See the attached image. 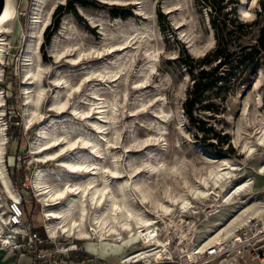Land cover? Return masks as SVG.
<instances>
[{
  "label": "rangeland",
  "instance_id": "obj_1",
  "mask_svg": "<svg viewBox=\"0 0 264 264\" xmlns=\"http://www.w3.org/2000/svg\"><path fill=\"white\" fill-rule=\"evenodd\" d=\"M52 2L15 0V17L11 30L5 33L6 45L0 64L2 117L7 125L4 162L14 186L27 184L23 190L31 199L27 200L26 220L34 221L41 216L33 213L42 208L31 186L34 170L61 168L53 160L46 163L35 160L38 153L32 152V142L45 139L38 130L49 128L46 138L59 135L64 129L68 137L77 138L81 134L94 137L92 120L100 119L95 107L92 115L86 117L74 115L72 108L81 111L90 105L93 107L97 98L113 100L116 104L110 132L119 137L121 144H130L131 148L128 154L123 147H116L121 158L139 160L148 152H159L172 163L176 156L185 157L189 176L194 179L196 172L204 171L208 164L204 156L213 160L231 157L242 167L233 171V181L250 176L254 192L264 187V172L258 173L256 169L264 164V143L250 154L239 152L238 147L246 138L254 139L260 118L264 122V60L259 53V61L251 69L244 67L243 74L232 67L236 59L243 60L256 44L258 30L264 25V0H60L53 6ZM38 4L40 18L49 15L45 25L49 27L42 29L40 42L35 45L36 36L30 32L33 11ZM59 4L62 7L58 11ZM128 9L132 14H122ZM222 17L236 19L245 27L238 29L228 22L223 27ZM55 18L58 24L52 29ZM135 27L147 29L151 37L148 45L154 47H144L145 41L137 47H107L121 39L123 31L132 32ZM216 31H222L224 38L218 40ZM49 32L48 42L42 44ZM216 47L222 51L218 79L191 107L192 118L201 120L198 129L185 112L193 79L180 57L183 52L194 60L204 56L208 62L201 66L208 67L219 60L214 52ZM153 48L157 50L155 58L146 54ZM78 50H82L80 58L71 63V57ZM26 60L33 66L39 63L44 67L40 82H34L31 87L34 94L32 88L42 86L44 96L30 125L25 124L30 110L26 111L22 77ZM149 61L153 63L152 70L148 67ZM120 63L123 65L115 80H110L106 72ZM226 72L230 78L223 81L220 78ZM56 79L60 80L59 84ZM62 80L74 85L68 96L65 94L69 85ZM56 95L66 101L63 112L49 107ZM29 106L35 107L32 103ZM162 142L165 148L161 147ZM147 208L151 209L149 204ZM220 211L222 216H229L233 209L227 207ZM34 227L43 231L39 221ZM128 245L134 246V242Z\"/></svg>",
  "mask_w": 264,
  "mask_h": 264
},
{
  "label": "bare ground",
  "instance_id": "obj_2",
  "mask_svg": "<svg viewBox=\"0 0 264 264\" xmlns=\"http://www.w3.org/2000/svg\"><path fill=\"white\" fill-rule=\"evenodd\" d=\"M57 2L60 0H53L52 6ZM39 8V4L34 8L30 32L31 36L32 34L36 36L35 45L40 42L42 29L49 18L47 15L41 19ZM15 10V0H4L0 13V64L3 62L6 45L5 33L11 30ZM92 18L91 21L95 22ZM146 30L135 27L132 32L123 31L121 39L107 47L118 49L137 47L141 41L146 42L144 47H154L148 45L151 37ZM156 52L157 50L153 48L152 51H146V54L155 58ZM36 53L37 58H40L39 52ZM81 53L82 50H78L77 55L71 57L70 62L75 63ZM29 61L26 60L22 76L25 80L24 100L28 106L26 111L30 110V113H26L25 116L26 125L33 122L34 116L39 112L37 111L38 105L44 96L42 86L32 88L34 94L31 92L34 82H40L44 67L39 63L33 66ZM149 63L148 67L152 70L153 63L150 61ZM122 65L120 63L106 72L110 80H115ZM56 82L59 84L60 80L56 79ZM63 82L69 85L66 80ZM73 89L74 85H69L65 96H68ZM112 101L97 98L93 107L90 105L81 111L72 108L73 114L78 113L79 116L86 117L89 114L92 115V108L95 107L97 117L100 119L92 120V126L96 131L94 137L86 136L88 134H81L77 138L68 137V132L64 129L61 134L46 138L49 128L45 129L43 126L44 128L38 130V134L45 139L42 141L35 139L32 142V152L38 153L35 157L36 161L46 163L53 160L59 168L61 166L58 171L37 167L31 179L34 194L38 196L37 199L42 205V213L51 228H57L65 232L67 236L74 238H87L90 242H93L89 239L93 234L98 240L94 243L100 247L104 242L107 246H112L111 241L117 243L124 250L117 260L116 264H118L121 258L127 255L126 247L133 248L137 245L139 238L135 235V227L150 222L151 216L144 209L147 204L150 205L153 213L163 218L170 215L176 204L180 203L185 206L191 201V197L206 196L211 192L221 194L222 202L217 204L219 207L217 211L229 207L233 209V212L226 217L225 221L217 225L213 232L205 233L202 239L206 242L230 235L234 227L245 224L251 214L260 213L261 207L252 188L253 179L250 176H242L235 181L231 179L232 174L235 173L233 171L242 168L231 157L213 160L204 156L208 164L204 166V171L196 172L194 179L189 176L185 157L176 156L172 163H168L159 152H148L139 160L130 159L128 156L125 159L121 158V153L115 151L116 147H123L125 153L131 151V148L130 144H121L119 137L110 132V125L115 118L116 105ZM3 103L4 98L0 90V186L6 195L12 196L14 185L4 162L7 136L2 117ZM29 103L35 107L31 109ZM65 104V99L56 95L49 107L51 110L54 108L58 112H63ZM161 113L164 117L166 116L164 111ZM255 128L254 139L243 140L238 145L239 152L250 154L257 149V145L264 143L262 118ZM146 141L147 139L143 142ZM161 147H166L164 142ZM196 169L198 168L195 167ZM256 169L258 173H263L264 164H259ZM125 230L131 231L133 235L124 236ZM131 242H134V246L128 245Z\"/></svg>",
  "mask_w": 264,
  "mask_h": 264
},
{
  "label": "built area",
  "instance_id": "obj_3",
  "mask_svg": "<svg viewBox=\"0 0 264 264\" xmlns=\"http://www.w3.org/2000/svg\"><path fill=\"white\" fill-rule=\"evenodd\" d=\"M4 126L6 130L7 125ZM25 186H14L12 196L6 195L0 186V247L11 253L27 254L29 264H84L85 261L111 264L83 247L82 242L87 238H74L51 228L41 207L39 212L33 210L36 215L42 213L39 218L26 220L24 203L31 196L26 197ZM254 196L261 207L260 213L251 214L230 235L205 243L201 242L205 233L213 232L228 217L217 211L221 194L211 192L191 197L189 203L176 204L170 215L163 218L145 207L151 216L150 222L135 227L137 245L126 247L127 255L118 264H209L213 260L217 263L240 260L244 255L264 264V187ZM38 221L43 231L34 227ZM123 235L133 234L125 230ZM89 239L98 241L93 234Z\"/></svg>",
  "mask_w": 264,
  "mask_h": 264
},
{
  "label": "trees",
  "instance_id": "obj_4",
  "mask_svg": "<svg viewBox=\"0 0 264 264\" xmlns=\"http://www.w3.org/2000/svg\"><path fill=\"white\" fill-rule=\"evenodd\" d=\"M74 1L83 2V0H74ZM117 6H122V5H117ZM61 7H62V4H59L57 5L56 9L58 8V11H59ZM71 8L73 7L71 6ZM215 8L219 9L220 6L215 7ZM122 14L128 15V14H132V12L131 10L128 9ZM235 21L236 19L222 17L220 20V23L222 24L223 27L227 26L226 22H228V25L234 26L238 29L245 27V25H243L242 23H238L237 21L236 22ZM57 24H58V18H55L53 21L52 29H54L57 26ZM48 27H49V24L45 27V29H47ZM215 30H216V27H215ZM216 35H217L218 40L224 38V34L222 31H220L219 33L218 31H216ZM49 37H50V32L47 33L45 40L42 42V44L48 42ZM214 52H215V55H218L217 57L219 60L216 62L215 65H208V67L201 66L203 63L208 62V60H206L204 56L201 59L194 60L193 57H190L188 53L183 52L182 54L184 55L180 57V61L186 66L187 71L189 72V74L192 76V79H193L192 84L190 86L189 96L187 98V101L185 102V110H186L185 112L187 116L189 117V119H191V123L193 124V126L197 127L198 129L201 128L199 124V121L201 120L200 119L196 120L192 118L191 107L193 105V102L198 100L202 96V94L206 90L211 88L213 83L218 79V70H219V67L221 66V61H222L221 48L216 47ZM259 53L262 54V57L264 60V25H262L258 30V35L256 38L255 46L251 47L249 52L243 57V60L236 59L234 61L235 63H233L232 67L236 69L235 72L239 71V73L242 72L243 74L244 73L243 69L246 66H249L248 68L251 69L252 66L259 61V57L261 56V54L259 55ZM239 65H241L240 70H238ZM229 78H230V73L226 72V74L221 76L220 79H223V81H227ZM201 139L204 141V137L201 136ZM27 202L28 201L26 200L24 203L25 212H28Z\"/></svg>",
  "mask_w": 264,
  "mask_h": 264
},
{
  "label": "crops",
  "instance_id": "obj_5",
  "mask_svg": "<svg viewBox=\"0 0 264 264\" xmlns=\"http://www.w3.org/2000/svg\"><path fill=\"white\" fill-rule=\"evenodd\" d=\"M111 242H112V246H107L106 245L107 243L104 242L101 244V247L100 245H96L94 242H90L87 240H84L82 244L86 250L92 253H97L101 258L108 260L111 264H116L119 257L124 253V250L120 249L121 251H118L119 248L121 247L117 243L113 241ZM201 242L205 243L206 240L202 239ZM29 261L30 258L27 254L11 253L10 251H6L2 247H0V264H29ZM84 264H96V263L95 261H85ZM209 264H259V262L256 259L250 258L248 255H244L241 257L240 260L227 259L221 263H217L216 260H213Z\"/></svg>",
  "mask_w": 264,
  "mask_h": 264
},
{
  "label": "water",
  "instance_id": "obj_6",
  "mask_svg": "<svg viewBox=\"0 0 264 264\" xmlns=\"http://www.w3.org/2000/svg\"><path fill=\"white\" fill-rule=\"evenodd\" d=\"M3 5H4V0H0V13H1L2 9H3Z\"/></svg>",
  "mask_w": 264,
  "mask_h": 264
}]
</instances>
